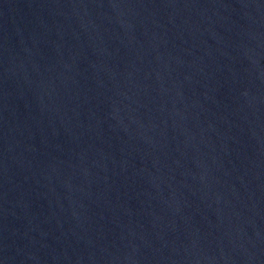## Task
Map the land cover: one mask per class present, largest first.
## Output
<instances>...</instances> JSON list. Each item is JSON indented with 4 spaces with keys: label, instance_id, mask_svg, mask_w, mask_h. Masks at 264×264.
Segmentation results:
<instances>
[{
    "label": "water",
    "instance_id": "95a60500",
    "mask_svg": "<svg viewBox=\"0 0 264 264\" xmlns=\"http://www.w3.org/2000/svg\"><path fill=\"white\" fill-rule=\"evenodd\" d=\"M0 264H55L0 147Z\"/></svg>",
    "mask_w": 264,
    "mask_h": 264
}]
</instances>
